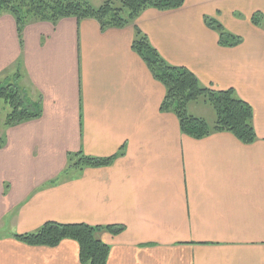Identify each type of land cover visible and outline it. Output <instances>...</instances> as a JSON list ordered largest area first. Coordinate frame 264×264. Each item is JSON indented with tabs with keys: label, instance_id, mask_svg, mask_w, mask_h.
I'll use <instances>...</instances> for the list:
<instances>
[{
	"label": "crops",
	"instance_id": "obj_1",
	"mask_svg": "<svg viewBox=\"0 0 264 264\" xmlns=\"http://www.w3.org/2000/svg\"><path fill=\"white\" fill-rule=\"evenodd\" d=\"M205 18L240 43L219 45ZM135 28L169 65L247 102L255 142L184 135L160 111L163 85L131 48ZM21 40L3 14L0 82L19 72L41 114L2 132L0 264H81L73 240L45 247L14 238L48 222L123 226L96 234L110 247L106 264H264V0H185L105 31L93 19L31 22ZM78 152L115 159L67 171Z\"/></svg>",
	"mask_w": 264,
	"mask_h": 264
},
{
	"label": "trees",
	"instance_id": "obj_2",
	"mask_svg": "<svg viewBox=\"0 0 264 264\" xmlns=\"http://www.w3.org/2000/svg\"><path fill=\"white\" fill-rule=\"evenodd\" d=\"M184 2L185 0H115L93 7L86 0H0V17L9 14L14 18L22 43L23 28L31 22L45 21L55 24L63 18H75L77 21L93 19L97 21L102 31L124 29L133 25L146 9L173 11L181 8ZM251 22L257 27L263 23L258 15H254ZM205 24L218 33L219 45L233 47L240 43V37L227 32L216 20L205 18ZM131 48L145 63L152 77L163 85L165 95L160 111L174 114L184 135L193 139H203L214 133L227 132L244 144L255 142L252 108L238 98L233 89L210 90L201 85L187 68L169 65L138 28H135ZM12 78L13 82L7 80L0 82V101L8 108L3 122L5 128L37 119L41 114V101H30L25 89L19 84L20 73ZM201 99H204L215 113L213 128L203 118L189 113V105ZM4 144L0 138V148ZM114 159L115 157L86 156L82 152H78L74 157L69 154L67 171L106 167ZM123 230V226L92 227L85 224L65 225L48 222L36 233L14 235V238L29 246L45 247H55L63 240L70 239L79 246L81 264H106L110 247L98 240L96 234L108 231L116 235Z\"/></svg>",
	"mask_w": 264,
	"mask_h": 264
},
{
	"label": "rangeland",
	"instance_id": "obj_3",
	"mask_svg": "<svg viewBox=\"0 0 264 264\" xmlns=\"http://www.w3.org/2000/svg\"><path fill=\"white\" fill-rule=\"evenodd\" d=\"M86 1H88L93 7H99L106 1L115 2V0H86ZM7 81L13 82L14 79L8 78ZM196 103H199V104H196ZM196 103L194 102L189 105L188 107L189 113L193 116L203 118L208 123V125L211 128H213L214 123H215V113L212 107L208 103H206L204 99H201ZM7 112H8V108L3 104L2 101H0V138L3 135L2 132L5 130L3 122H4Z\"/></svg>",
	"mask_w": 264,
	"mask_h": 264
}]
</instances>
